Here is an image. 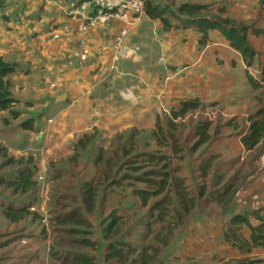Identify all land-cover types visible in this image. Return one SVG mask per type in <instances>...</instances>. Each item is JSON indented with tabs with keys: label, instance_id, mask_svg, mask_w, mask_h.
Returning a JSON list of instances; mask_svg holds the SVG:
<instances>
[{
	"label": "rangeland",
	"instance_id": "obj_1",
	"mask_svg": "<svg viewBox=\"0 0 264 264\" xmlns=\"http://www.w3.org/2000/svg\"><path fill=\"white\" fill-rule=\"evenodd\" d=\"M150 1L166 10L170 17L172 14H178L183 4L204 5L208 11L203 12V15H218L217 11L226 0ZM56 2L52 9L59 10L53 13L61 14L67 19L74 18L68 11L74 6H88L87 11L93 13L97 8L92 0ZM39 13L53 14L46 7H42ZM113 13L114 15L105 21L89 25L83 22L85 30H89L97 23H107L116 17L120 24L123 23L127 27L120 31V37L113 42V62L111 61L105 77L96 80L92 86L76 88L78 90H11L13 97L19 100L13 110L21 115L15 120L9 110L0 111L1 264H17L11 261L15 259L11 250L24 246L41 247L40 259L35 263L48 264L47 258L51 262L52 255L46 258L45 252L48 247L51 249L52 245L47 246L44 241L56 234L60 239L65 238L62 246L59 239L56 241L57 247L59 245L64 249L91 253L94 250L68 242V239L70 241L83 238L86 235L82 232L90 229L82 225H67V228L59 227L58 232H55L52 227V220L56 216L61 218L72 210H82L80 213L84 215L85 208L87 210L82 193L85 182L91 183L97 189L96 200L100 206L104 204L105 196L108 197L113 185L121 192L123 190L120 188H125L123 192H126L127 188L147 186L138 181V178L145 176L147 172H162L165 166H168L170 172L182 169V165L191 168L189 159L193 158L192 148L199 122H210L213 136L230 134V128H238L242 132L250 126V117L257 112L252 109L249 112L234 113L217 102L215 105L203 103L200 109L175 120L171 114L173 109H178L175 107L177 103H174L178 99H164L159 90H207V81H213L212 89L209 90H251L247 93L245 102L264 107V87L259 91L254 90L245 83L242 73H235L237 70L232 71L234 75L231 84H225L229 80L222 78L226 70L218 67L214 61H208L211 53L208 55V52L197 51L198 61L194 63L188 54L182 52L176 55L177 58L182 57L181 61L172 66L166 54L174 51L164 49L165 37L159 28V20H152L147 15L139 16L132 8ZM0 19L3 20L1 10ZM64 37L65 35H60L54 38ZM108 39L109 37L106 42ZM116 56L119 57L118 61L115 60ZM77 62L78 60L72 62L71 67H79ZM79 63L89 66L92 62L86 60ZM251 72L259 79V73L255 70ZM192 80H199L198 84L191 85ZM53 81H48L49 88H52ZM200 86H204V89ZM22 88H26V85ZM63 94L67 95V99L56 101L55 96ZM6 119L9 123L5 122ZM30 119L34 120L35 127L34 131L28 132L21 128V124ZM158 122L163 128V134L157 128ZM169 134L177 137L179 154L174 153L172 140L165 141ZM81 140L85 144L80 143ZM161 142H164L163 145ZM208 150L209 146L203 147L197 154H206ZM182 154L186 159L181 157ZM100 156H103V164L97 163ZM151 156L163 160L150 162ZM39 164L41 167H38ZM28 166L35 169V187L26 193L10 187L8 182L16 181L20 170ZM189 171L186 174H191L190 169ZM165 201L167 206L174 210V196L171 195ZM153 202L155 203L156 199ZM30 204H34L33 209L29 207L28 213L21 220L10 221L6 218L4 212L8 206L17 209ZM140 214L149 217L148 211ZM85 215L88 216L86 211ZM93 215L94 213L90 218L97 224ZM70 228L81 233H64V230ZM134 241L143 246L140 239ZM6 248L11 249L6 252ZM19 252L21 254L23 251ZM23 255H27V252ZM26 263L24 260L21 264Z\"/></svg>",
	"mask_w": 264,
	"mask_h": 264
},
{
	"label": "crops",
	"instance_id": "obj_2",
	"mask_svg": "<svg viewBox=\"0 0 264 264\" xmlns=\"http://www.w3.org/2000/svg\"><path fill=\"white\" fill-rule=\"evenodd\" d=\"M56 1L62 0H1L3 20L0 19V58L9 63H17L20 67L16 73L8 76L13 84L11 90H78L76 88L94 85L96 80L105 77L109 71L113 42L120 37V31L127 28L126 25L120 24L119 19L115 17L107 23H97L91 29L85 30L84 21L79 17L69 13L74 18L67 19L61 14L53 13L59 10L52 9L53 5L57 4ZM226 1L221 6L226 9L224 18H231L244 26H253L262 32L260 35L248 37V43L258 53L249 72L252 75L251 70H255L260 79L264 65V0ZM42 7H46L53 14H40ZM105 19L108 18L103 20ZM158 25L164 33V49L174 51L166 54L172 66L181 61L182 57L177 58L176 55L182 52L188 54L187 56L196 63L197 51L202 50L208 52V55L211 53L208 61H214V64L226 70L222 78L229 80L225 84H231L234 75L232 71L237 70L235 73H242L243 80L250 85L241 53L233 49L219 32L211 31L210 41L201 46V36L191 29L165 31L161 21ZM60 35L65 37L54 38ZM108 37L109 41L106 42ZM76 60L79 67H71L72 62ZM86 60L92 63L89 66L79 63ZM175 75L178 76L172 74ZM50 80H54L52 88L48 87ZM195 81L192 80L191 85L198 84L199 80ZM212 82L207 81V90L159 92L164 99H178L174 101L177 103L175 107L178 108L181 101L199 98L204 104L217 102L234 113L260 110L259 104L245 102L247 93L251 90H209L212 89ZM24 84L26 88H22ZM200 88L204 89V86ZM57 97L56 95L55 98ZM234 129L230 128V134L221 133L216 136L211 132L212 139L204 146H209L210 150L200 156L197 153L203 147L193 151V158L189 159L191 168L182 165V169L171 172V176L180 179L189 197L195 200L192 210L183 219L179 216L181 200L178 189L172 192L167 188L162 194L151 197L144 205L135 191L148 190L147 186L127 188L126 192H123L125 188L121 187V192L113 185L109 198L105 196L104 204L99 206L96 200L92 210H84V218L90 225V238L97 243V249L91 253H83L95 255L97 264H140L139 257L143 253H146L147 260L150 258L148 264H264V246H256L252 240L253 230L264 225V137L257 147L248 150L241 138L242 134L248 132L249 127L242 132L238 128ZM212 156L215 157L213 166L204 175L201 165ZM181 157L186 159L183 154ZM38 167H41V164ZM189 169L191 174H186L190 172ZM156 190L150 189L153 192ZM169 193L174 196V210L164 202ZM152 203L154 204L151 206ZM33 205H30L32 209ZM147 211L149 217L140 214ZM93 213L97 224L91 219ZM113 215L117 220L111 228V239L108 240L105 228L114 220L111 217ZM59 220L60 216L52 220L55 232H58L59 227L67 228L59 225ZM262 231L263 229L261 233L255 231V234H262ZM57 235L44 241L47 246L52 245L51 249L48 247L45 252L46 258L52 255V264H60L56 254L72 251L61 247L65 238L60 239ZM58 239L61 245H58L59 248L56 246ZM136 239H140L143 246L133 242ZM110 242L123 245V258L113 257L109 262L106 260ZM10 249L5 250L7 252ZM11 251L15 256L11 261L21 264L26 260V264H36L40 259L41 247L24 246ZM19 251L23 252L20 254ZM26 252L27 255H23ZM47 260L50 264V259Z\"/></svg>",
	"mask_w": 264,
	"mask_h": 264
},
{
	"label": "trees",
	"instance_id": "obj_3",
	"mask_svg": "<svg viewBox=\"0 0 264 264\" xmlns=\"http://www.w3.org/2000/svg\"><path fill=\"white\" fill-rule=\"evenodd\" d=\"M142 1L145 4L147 16L152 20H160L165 31L180 28L191 29L201 36L199 40V45L201 46L206 45L208 41H210L211 31L219 32L229 41L230 46L233 49L241 53L243 61L247 68L246 77L250 86L254 90H259L264 87V65L262 68L260 79H255L249 72V68L254 65L258 53L248 43V37L250 35H260L262 32L259 29H256L253 26L237 25L233 19L224 18V15L226 13L225 8H219V10L217 11L218 15L214 14L205 16L203 15V12L208 11L207 6L200 4H183L179 8L178 14L170 15V17L174 19L172 20L168 16L167 11L163 8L152 3L150 0ZM98 11L99 8L97 7L95 9V13H97ZM104 12L113 13L116 12V9H104ZM19 68L20 67L17 63H9L0 58V111L9 110L12 118L15 120L18 119L21 115L20 112L13 110V106L19 103V100L14 98L12 95L11 88L13 87V84L11 80L8 79V76L16 73ZM202 105L203 103L199 98L181 101L180 108L172 110V119L177 120L179 118H184L190 112L200 109ZM5 122L9 123L7 119L5 120ZM249 122L250 126L248 132L246 134H242L241 141L246 149L252 150L260 144L262 138L264 137V107L258 110L254 115H252ZM34 127L35 124L33 119H30L21 124V128L25 131H34ZM211 127V123L207 121L198 123L195 131L196 141L193 144L192 151H198L200 148L204 147L211 141ZM157 128L160 133L163 134V128L159 124V122L157 123ZM168 139L172 140L174 153L179 154L180 149L178 148L177 137L173 134H169V138H167V140L165 141H168ZM80 143L85 144L83 140H81ZM161 143L163 145L164 142ZM158 160L161 161L163 160V158L159 159L156 158V156L150 157V162H155ZM214 160L215 157L212 156L201 165V171L204 175L211 169ZM97 163L103 164V156H100L98 158ZM108 163H110L108 165L111 166V162L108 161ZM167 167L168 166H165L164 171L162 172L151 171L147 172L145 176H140L138 178V181L147 184L149 191L140 189L136 190L135 192L140 196L143 204L146 205L151 197L162 194L167 188L171 189L170 191L172 192L175 189H178V191L180 190L178 196L181 200V214H179V216H181L180 218L183 219L184 216L189 214V212L192 210L195 200L194 198L189 197L186 189L183 186V182L180 179L173 178L171 176V172L168 171ZM34 175V168L30 166L25 167L18 173L17 180L9 181L8 185L10 187H13L15 190H21L22 192L26 193L35 187V182L33 179ZM158 178H160V180H157ZM155 188L157 189L156 191H150V189ZM82 193L84 203L87 205L88 209L92 210L97 199V189L94 188L91 183L85 182L82 187ZM168 197H171L170 193L166 196L165 199H168ZM30 205L17 209H11L12 206H8L4 213L9 220L19 221L28 213V208L30 207ZM80 212L82 213V210H72L71 212L64 214L59 220V225H82L89 229V223L84 218V215L82 216ZM111 217L114 218V220H112V222L109 223V225L105 228L106 238L108 240L111 239V228L115 225L117 220L114 215ZM262 229V234H255V231L256 233H261ZM253 231L254 232L252 234V240L254 241V244L256 246H264V225L262 226V228L254 229ZM64 233L76 234L81 232L75 230L74 228H70L64 230ZM82 233H84V235L86 236L80 239L77 238L75 240H70V242L73 244H79L84 248L86 247L92 250H96L97 243L90 238L91 232L89 230H84ZM234 236L236 235L234 234ZM145 255L146 253H143L141 257H139L140 264H148L150 262V258H148L147 260L145 258ZM123 256V245L119 242H110L108 245V254L106 256V260L109 262L113 257L123 258ZM56 259L60 262V264H97V258L95 255L78 251H67L61 255L57 254Z\"/></svg>",
	"mask_w": 264,
	"mask_h": 264
},
{
	"label": "built area",
	"instance_id": "obj_4",
	"mask_svg": "<svg viewBox=\"0 0 264 264\" xmlns=\"http://www.w3.org/2000/svg\"><path fill=\"white\" fill-rule=\"evenodd\" d=\"M92 2L95 4V7H99V11L97 13L88 12V6H74L70 9L69 13L79 17L87 25L101 21L104 18H110L112 15H114V13L104 12V9L112 10L115 8L118 13L119 10L121 11V9L132 8L139 16L147 15L146 8L142 0H92ZM262 51L264 53V42L262 45ZM115 60L118 61L119 57L116 56ZM262 168L264 173V159Z\"/></svg>",
	"mask_w": 264,
	"mask_h": 264
},
{
	"label": "water",
	"instance_id": "obj_5",
	"mask_svg": "<svg viewBox=\"0 0 264 264\" xmlns=\"http://www.w3.org/2000/svg\"><path fill=\"white\" fill-rule=\"evenodd\" d=\"M66 99H67V95H66V94H63V95H61V96H58L56 101H59V100L64 101V100H66ZM39 139H40V138H39Z\"/></svg>",
	"mask_w": 264,
	"mask_h": 264
}]
</instances>
